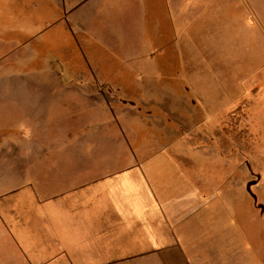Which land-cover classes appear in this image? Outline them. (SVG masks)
<instances>
[{"label": "crops", "instance_id": "obj_1", "mask_svg": "<svg viewBox=\"0 0 264 264\" xmlns=\"http://www.w3.org/2000/svg\"><path fill=\"white\" fill-rule=\"evenodd\" d=\"M125 2L112 13L109 0H0V38L22 35L31 52L52 23L82 33L96 22L99 42L110 23L109 66L87 63L75 77L37 79L26 93L0 94V134L9 135L0 137V264H264V254L244 253L235 215L234 234L213 229L227 225L226 214L211 212L209 193L195 189L194 175L175 158L131 151L109 104L101 147L84 146L83 119L92 114H84L83 95L97 102L99 94H67V86H110L123 99L122 86L149 84L140 63L161 30L152 17L158 7ZM169 2L177 36L189 9L185 0Z\"/></svg>", "mask_w": 264, "mask_h": 264}, {"label": "rangeland", "instance_id": "obj_2", "mask_svg": "<svg viewBox=\"0 0 264 264\" xmlns=\"http://www.w3.org/2000/svg\"><path fill=\"white\" fill-rule=\"evenodd\" d=\"M109 1L112 13L126 4ZM146 1L157 5L152 17L161 21L156 44L147 46L154 50L140 63L149 84L122 86L123 99L110 86L66 87L67 94H99L97 102L83 95L84 114H92L83 119L84 146L101 147L109 104L132 152L175 158L194 175L195 189L209 193L211 212L226 214L227 225L212 228L234 234L235 215L244 253L263 255L264 0H185L189 21L186 11L179 16L177 36L169 0ZM103 24L106 39L99 42L96 22L82 33L70 23H52L46 39L34 41L35 52L22 35L0 38V94L26 93L37 79L75 77L87 63L109 66L110 23ZM101 72L110 76V69ZM156 76L164 79L161 84L151 82Z\"/></svg>", "mask_w": 264, "mask_h": 264}]
</instances>
